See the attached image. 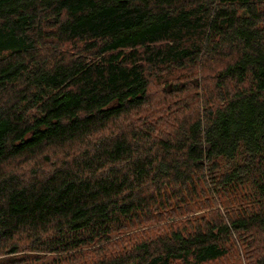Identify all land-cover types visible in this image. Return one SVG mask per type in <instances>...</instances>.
<instances>
[{
	"label": "trees",
	"instance_id": "1",
	"mask_svg": "<svg viewBox=\"0 0 264 264\" xmlns=\"http://www.w3.org/2000/svg\"><path fill=\"white\" fill-rule=\"evenodd\" d=\"M36 251L264 264V0H0V264Z\"/></svg>",
	"mask_w": 264,
	"mask_h": 264
},
{
	"label": "rangeland",
	"instance_id": "2",
	"mask_svg": "<svg viewBox=\"0 0 264 264\" xmlns=\"http://www.w3.org/2000/svg\"><path fill=\"white\" fill-rule=\"evenodd\" d=\"M26 160H27L26 158L17 159L16 162L15 161L13 162L11 167H13L16 172L21 173V170H24L25 169V165H27V164H25V162H27ZM201 212H203V211H195V214H198V213H201ZM181 218H182V216L178 217L176 219H181ZM176 219H167V220H164V221H161V222L152 223L150 225L140 226V227L135 228L133 230L127 231L124 234H129L131 232H136V231L140 232V231L148 229V227H154V226H156L158 224L169 223V222H172V221H174ZM117 237H119V236L118 235H114L111 238V240L115 239ZM82 251H84V252L89 251V247L82 249ZM18 254H20V255H15V256L13 255L12 257H23V256H25L26 259L31 261L30 264H42V262H47V263L53 262L54 258H55V261L59 260V256H60L61 253H58V252H56V253H48V252H44V251H36V252H31V253H18ZM2 257H4V258H2ZM12 257L9 256L6 259H9V258H12ZM1 259H5V256H1L0 255V260Z\"/></svg>",
	"mask_w": 264,
	"mask_h": 264
}]
</instances>
